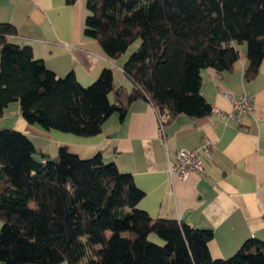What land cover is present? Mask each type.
I'll return each mask as SVG.
<instances>
[{
    "label": "trees",
    "instance_id": "obj_1",
    "mask_svg": "<svg viewBox=\"0 0 264 264\" xmlns=\"http://www.w3.org/2000/svg\"><path fill=\"white\" fill-rule=\"evenodd\" d=\"M72 3L75 0H67ZM82 33L112 59L137 39L123 64L131 85L105 67L83 85L57 75L29 43L0 24V118L20 101L24 118L79 135L101 132L145 98L166 126L179 114L212 112L202 69L231 70L245 44L247 79L264 60V0H87ZM133 173L101 152L81 157L60 146L50 155L25 132L0 125V260L4 264H264V240L250 237L229 257L212 253V228L154 217L139 206ZM155 235L158 239L152 238Z\"/></svg>",
    "mask_w": 264,
    "mask_h": 264
},
{
    "label": "crops",
    "instance_id": "obj_2",
    "mask_svg": "<svg viewBox=\"0 0 264 264\" xmlns=\"http://www.w3.org/2000/svg\"><path fill=\"white\" fill-rule=\"evenodd\" d=\"M86 2L0 0V24L13 23L18 32L14 38L29 43L35 57L59 76L74 72L83 85H89L105 67H111L115 82L130 86L123 69L129 55L112 59L98 40L83 35ZM239 47L240 56L231 70L202 69L201 90L212 107L232 110L228 94L239 95L247 89L255 94L252 115L240 111L236 118L224 120L215 111L200 117L183 113L163 127V134L155 107L138 98L124 119L114 112L98 134L79 135L28 122L20 101L15 100L5 108L0 125L27 133L50 155L63 145L81 157L101 152L122 171L133 173L145 191L140 207L154 217L212 228V253L229 257L250 237L264 240V60L259 72L247 79L246 45ZM208 139L213 144L212 159L206 161L203 172H191L185 179L169 172L178 149L193 148ZM2 226L0 220V232Z\"/></svg>",
    "mask_w": 264,
    "mask_h": 264
},
{
    "label": "built area",
    "instance_id": "obj_3",
    "mask_svg": "<svg viewBox=\"0 0 264 264\" xmlns=\"http://www.w3.org/2000/svg\"><path fill=\"white\" fill-rule=\"evenodd\" d=\"M229 99L232 102L233 109L225 110L220 107H212V111H215L221 119L227 120L230 118H236L237 113L243 111L249 115H252L255 111V94L249 90H244L239 95L232 93L228 94ZM160 125L163 131V122L159 117ZM213 144L211 140H207L202 145L186 148L182 147L176 151L175 161L168 167L170 173H177V175L185 179L191 172H203L205 170V163L207 160L212 159Z\"/></svg>",
    "mask_w": 264,
    "mask_h": 264
},
{
    "label": "rangeland",
    "instance_id": "obj_4",
    "mask_svg": "<svg viewBox=\"0 0 264 264\" xmlns=\"http://www.w3.org/2000/svg\"><path fill=\"white\" fill-rule=\"evenodd\" d=\"M141 43V39H137V40H135L130 46H129V48H128V50L125 52V54L124 55H129V54H131L133 51H135L137 48H138V46H139V44Z\"/></svg>",
    "mask_w": 264,
    "mask_h": 264
}]
</instances>
